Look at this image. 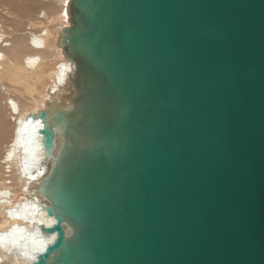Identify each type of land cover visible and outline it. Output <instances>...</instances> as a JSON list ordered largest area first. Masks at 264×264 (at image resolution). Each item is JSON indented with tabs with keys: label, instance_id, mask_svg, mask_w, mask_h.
Segmentation results:
<instances>
[{
	"label": "water",
	"instance_id": "95a60500",
	"mask_svg": "<svg viewBox=\"0 0 264 264\" xmlns=\"http://www.w3.org/2000/svg\"><path fill=\"white\" fill-rule=\"evenodd\" d=\"M70 10L73 105L40 112L50 156L66 132L42 187L57 235L35 263L264 264V0Z\"/></svg>",
	"mask_w": 264,
	"mask_h": 264
},
{
	"label": "bare ground",
	"instance_id": "6f19581e",
	"mask_svg": "<svg viewBox=\"0 0 264 264\" xmlns=\"http://www.w3.org/2000/svg\"><path fill=\"white\" fill-rule=\"evenodd\" d=\"M71 2L49 0L37 16L42 19L30 22L28 32L20 29V19L9 29L0 22V86L6 91L8 115L0 117V264H36L57 235L42 228L56 222L47 212L42 187L64 147L66 132L58 128L57 149L50 156L40 112L52 115L73 105L69 97L76 94L77 66L60 44L63 30L71 25Z\"/></svg>",
	"mask_w": 264,
	"mask_h": 264
},
{
	"label": "rangeland",
	"instance_id": "374dc122",
	"mask_svg": "<svg viewBox=\"0 0 264 264\" xmlns=\"http://www.w3.org/2000/svg\"><path fill=\"white\" fill-rule=\"evenodd\" d=\"M47 2L49 3V1ZM47 2L44 0H0V22L5 26V28L9 29L11 24L14 21H16V19H20V21L22 20L20 29H23L24 31V29L27 28L25 31L28 32L29 31L28 27L30 25V22L34 23L36 20L38 21V19H42V17L38 18L39 11H41V9L44 8V5H47L46 4ZM14 6L15 7L23 6L25 10L21 12H16L14 10ZM35 27L37 28V24H34V26H32V28H35ZM21 37L19 36L17 39H21ZM22 43H24V40L22 41ZM47 63L53 64V62L49 60L47 61ZM38 88L40 89V91L44 89L41 86H38ZM5 92L6 91H4V89L0 86V117L1 118H4V117L6 118V116H8L5 114V112L7 111V107L5 105V100H4V97L6 94ZM65 92L63 93L64 95L66 94ZM64 95L62 97H64ZM12 123H13V120L11 124Z\"/></svg>",
	"mask_w": 264,
	"mask_h": 264
},
{
	"label": "built area",
	"instance_id": "2783aa9c",
	"mask_svg": "<svg viewBox=\"0 0 264 264\" xmlns=\"http://www.w3.org/2000/svg\"><path fill=\"white\" fill-rule=\"evenodd\" d=\"M45 1H49V0H45Z\"/></svg>",
	"mask_w": 264,
	"mask_h": 264
}]
</instances>
